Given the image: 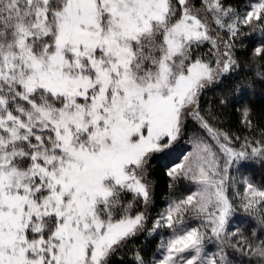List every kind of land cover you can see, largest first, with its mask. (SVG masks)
I'll use <instances>...</instances> for the list:
<instances>
[{
    "label": "snow or ice",
    "instance_id": "6c2138e0",
    "mask_svg": "<svg viewBox=\"0 0 264 264\" xmlns=\"http://www.w3.org/2000/svg\"><path fill=\"white\" fill-rule=\"evenodd\" d=\"M253 66L231 87L264 83V0H0V264H123L154 233L151 264H264V185L241 171L264 168V129L201 108ZM153 162L197 186L157 217Z\"/></svg>",
    "mask_w": 264,
    "mask_h": 264
},
{
    "label": "trees",
    "instance_id": "16d2710c",
    "mask_svg": "<svg viewBox=\"0 0 264 264\" xmlns=\"http://www.w3.org/2000/svg\"><path fill=\"white\" fill-rule=\"evenodd\" d=\"M223 2L226 6L231 5L240 13H244L250 9L252 4L257 3L258 0H223ZM258 35L259 33H257ZM248 55H250V52ZM240 59L243 62L244 56H241ZM256 70V66H253L251 69L244 67L239 70L240 74L234 80H224L223 84L219 87L212 86L205 90L201 98V108L205 112H213L217 117L213 121L214 127L233 136L240 137L258 134L261 129H264V83L256 82L251 88H246L243 93L231 87V85L240 81L252 80ZM224 94H227L230 98H236V102L221 106L219 100ZM245 106L251 110L250 116L254 126L251 131L241 123V110ZM188 127L189 135H191L195 130V125L190 122ZM189 148L190 144L185 142L184 150L186 151ZM151 168L154 197V206L151 210L152 217H157L159 213L164 212L173 200L185 197L197 190V186L188 180H181L173 185L159 162H153ZM241 171L256 186L264 185V168L258 164L241 169ZM238 215L245 223L248 222L249 218L243 212ZM198 223L199 221H194L192 226H196ZM252 223L255 224V221H252ZM162 232H167V230H162ZM248 235L251 236V232ZM164 239H167V236ZM260 239L264 240V235ZM160 240L161 236L158 234L154 233L152 236L143 234L129 242L128 247L116 259L120 260L122 258L123 264H133V253L140 250L149 261V264H151L154 257L159 255L157 245L160 243ZM212 250L215 251V248ZM228 251L235 264H256L255 258L253 257L242 255L240 252H232L231 249Z\"/></svg>",
    "mask_w": 264,
    "mask_h": 264
}]
</instances>
